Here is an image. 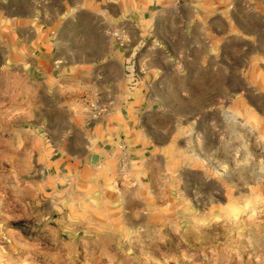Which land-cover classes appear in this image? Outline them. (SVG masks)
I'll return each mask as SVG.
<instances>
[{"label":"rangeland","instance_id":"rangeland-1","mask_svg":"<svg viewBox=\"0 0 264 264\" xmlns=\"http://www.w3.org/2000/svg\"><path fill=\"white\" fill-rule=\"evenodd\" d=\"M13 5L0 0V264H264V0H169L154 28L114 32L111 75L147 76L160 98L143 185L120 177L122 191L50 180L70 111L103 108L89 72L41 66Z\"/></svg>","mask_w":264,"mask_h":264},{"label":"crops","instance_id":"crops-1","mask_svg":"<svg viewBox=\"0 0 264 264\" xmlns=\"http://www.w3.org/2000/svg\"><path fill=\"white\" fill-rule=\"evenodd\" d=\"M168 1L12 0L15 2L11 7L13 29L16 33L19 29L26 30L27 48L39 54L35 58L41 66L52 65L53 69L69 70V73L89 72L90 99L103 108L96 114L89 107L70 111L71 131L60 145L62 150L58 151L57 160L48 165L50 180L56 181L61 191H122L121 186H126L129 178H133V184L143 185L145 154L148 148L155 147L146 119L155 111L154 102L160 98L151 90L147 76L132 73L131 79H125L122 74L111 75L116 64L112 37L115 31L123 36L141 35L143 26L154 28L157 13L154 6ZM177 9L174 7L173 13L177 14ZM134 27L138 28L137 32L131 30ZM97 50L105 52L100 59L76 55L78 51ZM123 64V60L118 61L121 70ZM132 78L134 84L130 83ZM78 129L82 130L81 138L73 135ZM76 140L84 154L69 149ZM81 140L83 144L79 143ZM131 170L133 173L128 177L126 171ZM120 177L122 182L128 179L117 189L114 183Z\"/></svg>","mask_w":264,"mask_h":264}]
</instances>
